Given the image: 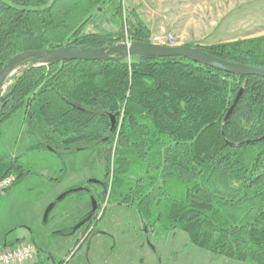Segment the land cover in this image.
I'll return each instance as SVG.
<instances>
[{
	"label": "trees",
	"instance_id": "trees-1",
	"mask_svg": "<svg viewBox=\"0 0 264 264\" xmlns=\"http://www.w3.org/2000/svg\"><path fill=\"white\" fill-rule=\"evenodd\" d=\"M127 40L152 44L125 0H0V71L23 52ZM190 47L264 68V36ZM24 65L0 95V141L2 124L22 113L30 151L96 150L111 187L104 194L135 210L147 234L184 231L216 257L264 264V78L141 46L131 57L37 55ZM9 175L13 190L38 173L0 154V180Z\"/></svg>",
	"mask_w": 264,
	"mask_h": 264
},
{
	"label": "rangeland",
	"instance_id": "rangeland-1",
	"mask_svg": "<svg viewBox=\"0 0 264 264\" xmlns=\"http://www.w3.org/2000/svg\"><path fill=\"white\" fill-rule=\"evenodd\" d=\"M125 2L136 9V15L150 30L151 40L168 33L176 38L178 46L196 47L264 36V0ZM24 66L20 64L11 76ZM8 85H4L3 93ZM1 130L0 154L8 160L18 157L25 168L38 173L30 175L19 189L16 187L0 197L1 245L35 238L51 252L63 255L76 242L72 234H77L80 240L63 259L69 264H247L216 257L195 247L184 231L145 234L146 228L135 210L118 207L109 193L106 203L104 192L111 187L105 185L104 159L100 162L96 150L66 158L44 150L30 151L31 140L22 113L4 122ZM94 201L97 207L94 213L98 210L103 213L97 223L92 221ZM92 225L91 237L103 234L122 252L115 263V255H107L104 248L93 252L89 263L86 261L89 240L84 243L82 236ZM60 260L56 258V264Z\"/></svg>",
	"mask_w": 264,
	"mask_h": 264
},
{
	"label": "water",
	"instance_id": "water-1",
	"mask_svg": "<svg viewBox=\"0 0 264 264\" xmlns=\"http://www.w3.org/2000/svg\"><path fill=\"white\" fill-rule=\"evenodd\" d=\"M140 46L144 48V52L148 56L161 58L182 57L222 72L264 78V68L227 62L205 54L204 52L190 46L165 47L155 44L130 43L128 45L122 43L112 48H101L97 50L57 48L40 51H28L17 54L16 56L12 57L0 71V95L3 93V87L7 83V80L12 77L11 75L13 74L15 69L31 57L41 55L48 60L53 58H68L70 60L80 61L112 60L116 59L117 56L131 57L135 54L137 47ZM112 118L114 127L115 117ZM93 204L94 213L97 207L95 201Z\"/></svg>",
	"mask_w": 264,
	"mask_h": 264
},
{
	"label": "built area",
	"instance_id": "built-area-1",
	"mask_svg": "<svg viewBox=\"0 0 264 264\" xmlns=\"http://www.w3.org/2000/svg\"><path fill=\"white\" fill-rule=\"evenodd\" d=\"M152 44L165 46V47H177L178 43L176 38L168 33L159 34L152 37ZM125 44H130L124 42ZM16 183V176L9 175L0 180V197L8 192ZM109 193V192H107ZM106 195V203L109 200V194ZM106 206V205H105ZM105 208V207H104ZM103 208V209H104ZM101 211L95 213V218L98 220L102 217ZM93 225L90 226L89 232L85 235L86 238L91 232ZM40 263V251L36 243L33 240L24 239L15 244L6 245L0 247V264H39Z\"/></svg>",
	"mask_w": 264,
	"mask_h": 264
},
{
	"label": "crops",
	"instance_id": "crops-1",
	"mask_svg": "<svg viewBox=\"0 0 264 264\" xmlns=\"http://www.w3.org/2000/svg\"><path fill=\"white\" fill-rule=\"evenodd\" d=\"M31 176H27L25 181H28V179L30 178ZM24 182L19 185L17 188L19 189L20 187H22V185L24 184ZM77 186L73 187V188H76ZM71 191V190H70ZM69 192V191H68ZM118 207L120 208H125L124 206H121V205H118ZM82 221V220H81ZM79 221V222H81ZM96 227V226H95ZM96 229L94 228V231ZM147 234V233H145ZM77 234H72V239L76 240V242H78L80 240V238L78 236H76ZM85 235L82 236L84 243L87 242L89 240V244H88V247H87V254H86V257H87V262L89 263L90 261V255L99 250L100 248H104V250L107 252V255L109 254H114L115 255V258H114V263H115V260H118V257L120 256V254L122 252H120V250L117 248L116 244L115 243H111L112 240L108 239L109 237H105L103 234H100L99 236H92L91 235H88L86 238H84ZM146 238V237H145ZM37 247L39 248V251H40V264H52V263H55L56 264V258H59L61 259L60 261H64L63 259L68 257L70 253H72V249L73 247L75 248L76 247V242L74 241L73 244H71V247L70 249L63 255H56L55 253L51 252V250L47 247H45L44 245H42V243H38L36 241L35 238L32 239ZM21 241V240H20ZM19 242V241H18ZM103 243H107V246ZM8 245V244H7ZM104 245V246H103ZM6 246V245H4ZM0 247H3V245L0 244ZM83 246H81L82 248ZM80 248V249H81ZM106 248V249H105ZM117 250H119L117 252ZM45 254V255H44ZM56 255V256H55ZM85 261V259H84ZM66 264H69L66 263Z\"/></svg>",
	"mask_w": 264,
	"mask_h": 264
}]
</instances>
